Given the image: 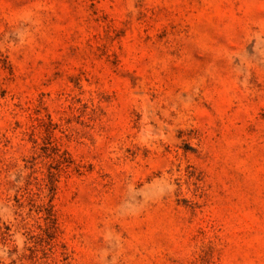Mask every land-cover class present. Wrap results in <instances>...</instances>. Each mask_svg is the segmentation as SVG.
Listing matches in <instances>:
<instances>
[{"label": "rangeland", "instance_id": "obj_1", "mask_svg": "<svg viewBox=\"0 0 264 264\" xmlns=\"http://www.w3.org/2000/svg\"><path fill=\"white\" fill-rule=\"evenodd\" d=\"M0 264H264V0H0Z\"/></svg>", "mask_w": 264, "mask_h": 264}]
</instances>
